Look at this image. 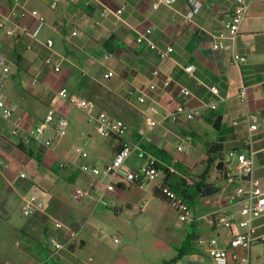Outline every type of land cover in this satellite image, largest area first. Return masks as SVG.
Returning <instances> with one entry per match:
<instances>
[{"label": "crops", "instance_id": "crops-1", "mask_svg": "<svg viewBox=\"0 0 264 264\" xmlns=\"http://www.w3.org/2000/svg\"><path fill=\"white\" fill-rule=\"evenodd\" d=\"M154 1L2 0L0 21L5 22V26L0 28V45L18 66L19 84L22 74L33 78L28 91L14 86L7 92H0L12 100L14 109L11 120H0V226H8L6 230L25 240L23 245L16 243L20 246V254L26 258L24 264H70L76 245L85 244L82 239L77 242L76 238L69 249L54 256L49 243L51 237L63 238L64 235L63 230L55 228L54 219L77 231L71 223L76 221V212L63 193L67 191V183L72 186V196L73 186L82 175L81 166L71 157L63 138L54 141L53 148H45L37 141L29 145L24 143L26 128L43 120L49 109L56 110L58 116L61 111L67 119L70 117L75 108L58 97V92L64 88L71 95L86 98L98 115H115L127 122L126 141L138 144L140 150L126 162V169L138 170L150 153L147 148H153L165 152L172 160L173 184L183 179L211 184L210 188L218 190L210 196L200 194L191 204L186 201L192 210V220L173 229L178 237L174 243L178 249L157 264H214L211 256L214 238L218 247L228 250L230 264H246L245 260L247 264H264V242H256L250 248L233 249L228 245L231 237L244 231L239 225L241 203L233 192L219 190L223 176L217 170L220 162L227 171L234 170L235 166L225 163L226 152L232 154L235 165L238 151L249 152L246 142L250 133L244 115L256 114L261 123L253 134L251 150L254 152V176L264 189V0H247V16L234 44V52L247 58L240 65L232 63L230 51L212 49V35L225 31L226 14L235 9L236 0H201L203 7L190 25L182 22L189 0H176L172 6L158 9H153ZM122 7L124 10L118 15L116 12ZM12 10L15 14L6 21L4 17ZM32 11H37L45 21L40 22ZM21 26L27 32H21ZM148 28L153 31L150 40L160 50L173 47L167 57L151 50L148 43L137 42L139 35ZM11 30L16 33L10 34ZM74 31L76 36L72 34ZM48 40L54 42L52 48L46 46ZM223 44L229 42L224 40ZM51 54L61 63L60 72L45 66ZM106 54L111 55L108 60L104 58ZM190 65L195 66L193 76L185 72ZM154 69L160 71L157 78L151 77ZM109 72L113 76L106 78ZM165 81H169L168 87L164 86ZM151 82L156 84V90H149ZM213 86L221 90L222 97L216 110L203 107L210 100L209 88ZM242 86L247 88L246 103L237 96ZM181 87L191 94L182 96ZM139 94L147 96L146 104L138 102ZM179 103L201 108L202 115L192 121L185 117L178 121L165 120ZM150 106L158 108L155 118L160 122L151 131L141 112ZM26 116L32 119L25 120ZM20 118H23L25 129L13 135L12 130ZM48 135L53 136L51 132ZM108 139L107 146H96L99 153L95 148L96 154L86 157L85 164L103 167L113 161L120 142L113 137ZM215 142L224 146V152L222 159L218 157L215 167L207 172L206 144ZM19 144L25 146V151ZM88 178L90 183L84 190L93 191L97 201L109 198L117 209L134 208L131 202L113 195L142 189L144 193L138 195L137 202H144L143 195L148 194L149 202L157 208L156 216L160 220L170 218L168 202L154 195V189L164 179L162 170L158 183L148 190L146 187L150 183L143 188L121 184L111 193L101 186L97 191L93 188L94 178L89 175ZM189 193L194 196L193 191ZM32 199L44 204L45 213L17 222L15 208H20L22 214L24 204ZM175 214L179 219L176 211ZM219 214L226 215L231 226L211 223ZM252 229L255 236L264 234V217L256 218ZM10 263L15 264V261Z\"/></svg>", "mask_w": 264, "mask_h": 264}, {"label": "built area", "instance_id": "built-area-1", "mask_svg": "<svg viewBox=\"0 0 264 264\" xmlns=\"http://www.w3.org/2000/svg\"><path fill=\"white\" fill-rule=\"evenodd\" d=\"M92 0H90L91 2ZM176 0H155L152 4L153 9H158L161 6H172ZM237 6L232 12L226 14L225 18V31L218 35H212L213 43L212 49L214 51L226 50L230 51L232 54V63L235 65H240L247 61V58L236 54L234 52V44L239 36L241 26L246 19L247 12L249 9V4L247 0H236ZM54 5L56 3L54 2ZM3 2L0 0V16H3ZM203 7V2L201 0H189V8L182 15V22L186 25L193 24L195 18ZM124 10V7L120 8L116 13L120 15ZM33 16L37 17L40 22H44L45 18L40 16L37 11L31 12ZM14 10L4 17L6 21L10 20L11 15H14ZM102 14H105L103 12ZM5 26V22L0 21V28ZM20 31L27 32L24 26L20 27ZM15 30H11L10 34L14 35ZM152 29H146L137 38L139 44L148 43L149 47L153 51H157L162 57H167L173 52V47L168 46L165 50H160L158 46L150 40L152 36ZM73 36L77 35V32L72 33ZM229 42L228 45H224L223 41ZM54 42L48 40L46 46L52 48ZM111 57L110 54L105 55V60ZM0 65L4 66V72H9L10 67L6 65V59L4 57L0 58ZM45 66L53 70L54 72L61 71V63L57 62L55 55L51 54L45 60ZM185 72L193 76L195 73V66L190 65L185 68ZM151 77L157 78L160 75L159 69H154L150 73ZM113 76L112 72L105 75L106 78H111ZM169 81L164 82V86H169ZM149 90H156V84L149 83ZM210 100L203 104V107H207L212 110L218 108L219 101L222 99L221 90L213 86L209 88ZM180 94L184 97H188L191 92L184 87L180 88ZM238 98L242 103L247 102V88L242 86L237 94ZM58 97L62 100L67 101L74 108L84 111L91 123L94 124L95 129L98 134L104 137H114L119 140L120 147L113 159V161L98 168L96 166L84 165L81 167V172L87 174L94 178L95 183L93 188L100 191V187L103 186L104 190L107 192H115L121 184L125 186H136L143 188L146 184L156 181L160 175L161 170L158 167V159L156 156L148 153L146 156L144 164L138 170L126 169L125 164L133 155L136 150H140L138 144L134 142L126 141V135L128 133L127 124L114 116L103 114L98 115L95 107L86 98H82L79 95H71L67 89H62L58 92ZM137 100L140 104L147 103V96L145 94H139ZM146 122L147 129L149 131L154 130L160 122L155 118L159 113V110L155 106H150L146 110L141 111ZM14 115L13 102L10 98L0 95V120H11ZM202 115L201 108H189L184 103H179L177 108L168 115L166 119H171L172 121H178L179 118L185 117L188 120H195ZM245 120L249 126L250 138L246 142V147L249 152L242 150L236 153V165L234 170L227 171L226 176L222 178L219 184V190L222 193L233 192L235 197L241 203V216L242 220L239 225L244 229L243 233L234 235L228 241V245L233 248H250L256 242H264V234L260 236L254 235V230L252 229V224L256 218L264 217V189L262 187L261 181L254 176V152L251 150L252 137L256 133L260 126V118L253 113H245ZM30 116H26L25 120H31ZM23 118H20L12 130L13 135H18L20 131L24 130ZM69 127V122L66 116H58L56 110L49 109L43 120L34 125L26 128L24 143L29 145L32 141L40 142L45 148H53L54 141L62 139L66 136ZM51 132L53 134L50 137L48 134ZM143 151V150H142ZM146 153V152H145ZM84 158L88 157V154L84 152L82 154ZM62 167L64 164L61 165ZM164 195L169 200V204L175 209L178 216L183 221L192 220V210L188 203L171 188L163 189ZM88 197V192L84 189L77 187L72 192V198L75 202L80 203L85 198ZM146 210V205L141 208V211ZM23 215L25 217H33L39 213H45V207L42 202L36 201L35 199L27 201L23 206ZM55 228L64 231L63 238H57L55 236L49 239V243L52 247V254L58 255L64 251L73 241L78 237L79 232L72 230L69 226L64 224L59 220H53ZM216 225L231 226L232 222L230 219L224 215H217L211 222ZM116 242L119 241L116 237ZM213 249L211 250V256L214 259V264H230L229 253L226 248H220L217 246V239L211 240ZM247 264V260H245Z\"/></svg>", "mask_w": 264, "mask_h": 264}, {"label": "rangeland", "instance_id": "rangeland-1", "mask_svg": "<svg viewBox=\"0 0 264 264\" xmlns=\"http://www.w3.org/2000/svg\"><path fill=\"white\" fill-rule=\"evenodd\" d=\"M10 40H14V38ZM0 55L7 59L6 65L10 67V72L6 73L4 66L0 65V92H7V89L14 86L17 89L20 87L21 91L31 89L32 76L22 74L21 84H19V77L16 76L19 71L18 66L11 61L12 57L5 53L1 45ZM68 122L69 127L63 142L71 157L79 166L83 167L86 165L87 158H84L82 154L86 152L89 158L92 157L96 154V146H107L109 139L97 133L87 114L80 109H72ZM10 138H15V136L10 135ZM96 150L98 152L97 148ZM225 163L227 166H235L230 152L225 153ZM96 167L102 168L101 165ZM81 174L79 181L73 186L74 189L77 187L84 189V186L90 183L88 175L83 172ZM159 180L150 182L146 189H151ZM66 187L67 191L63 194L76 212V221H71V223L79 232L77 242L82 239L85 243L83 245L81 242L82 247L76 245L77 249L70 264H157V262L162 263L163 259L178 249L174 244L178 237L173 229L178 224L187 221L181 220L180 217L181 222L179 221L175 209L169 202L170 218L160 220L156 216L157 208L148 200L150 197L148 194L143 195L144 202H137L140 197L138 195L144 193L142 189L114 194V198H124L135 205L134 208L123 207L120 210L113 206L109 198L97 201L90 189L88 197L77 203L72 196L70 197L72 186L66 183ZM145 205L146 210L142 212L141 208ZM14 213L17 222L27 221V217L22 216L20 208L16 207ZM6 229L8 226H0V264H12L10 263L12 261L13 263L15 261V264H24L26 258L20 254V246H17L16 243L19 242L23 245L25 240ZM116 237L119 239L118 242L115 240ZM72 244L67 248L69 249ZM27 250L30 251V249Z\"/></svg>", "mask_w": 264, "mask_h": 264}, {"label": "trees", "instance_id": "trees-1", "mask_svg": "<svg viewBox=\"0 0 264 264\" xmlns=\"http://www.w3.org/2000/svg\"><path fill=\"white\" fill-rule=\"evenodd\" d=\"M67 104L70 105L68 102ZM59 115L62 116L64 115V113L59 111ZM19 147L23 151H25V146L23 144H19ZM206 147H207V155H208V162H207L208 164L207 172H208L210 171L211 167L213 168L215 167V163L218 157L222 159L221 156L224 152V146L220 143L215 142V143L206 144ZM147 150L150 151L152 155L156 156V158L158 159V167L164 172V179L162 184L154 189L155 197L168 202L169 200L163 193V189L167 187L177 192L180 196L184 198L185 201H190L191 204L193 199L197 198L204 189H208L212 187L211 184H204L202 182L194 183L188 180L184 181L183 179L177 182L176 184H173L172 177L174 176V174L170 169V166L174 165L172 164V160L170 158H167L165 152L153 148L150 150L147 148ZM219 173L222 174L223 177H225L227 173L226 168L223 166L222 170ZM190 191H193L194 196H192L191 193H189Z\"/></svg>", "mask_w": 264, "mask_h": 264}, {"label": "water", "instance_id": "water-1", "mask_svg": "<svg viewBox=\"0 0 264 264\" xmlns=\"http://www.w3.org/2000/svg\"><path fill=\"white\" fill-rule=\"evenodd\" d=\"M222 168H223V162H220L217 166V170L221 171ZM217 192H218V190L215 188H208V189H205L204 191L201 192V196H203V197L210 196V195H213Z\"/></svg>", "mask_w": 264, "mask_h": 264}]
</instances>
